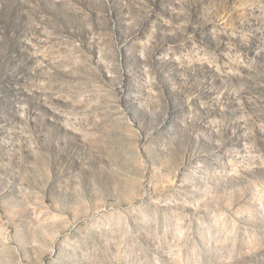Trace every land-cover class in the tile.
<instances>
[{"label":"rangeland","instance_id":"obj_1","mask_svg":"<svg viewBox=\"0 0 264 264\" xmlns=\"http://www.w3.org/2000/svg\"><path fill=\"white\" fill-rule=\"evenodd\" d=\"M0 264H264V0H0Z\"/></svg>","mask_w":264,"mask_h":264}]
</instances>
